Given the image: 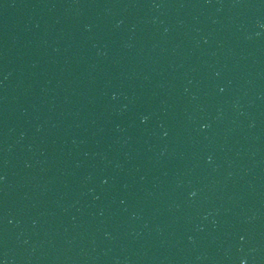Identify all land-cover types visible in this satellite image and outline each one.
Segmentation results:
<instances>
[{"label":"water","instance_id":"obj_1","mask_svg":"<svg viewBox=\"0 0 264 264\" xmlns=\"http://www.w3.org/2000/svg\"><path fill=\"white\" fill-rule=\"evenodd\" d=\"M219 0H0V199L106 121Z\"/></svg>","mask_w":264,"mask_h":264}]
</instances>
